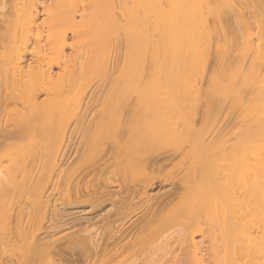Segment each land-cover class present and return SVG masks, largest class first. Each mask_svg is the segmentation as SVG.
I'll list each match as a JSON object with an SVG mask.
<instances>
[{
    "label": "bare ground",
    "instance_id": "obj_1",
    "mask_svg": "<svg viewBox=\"0 0 264 264\" xmlns=\"http://www.w3.org/2000/svg\"><path fill=\"white\" fill-rule=\"evenodd\" d=\"M170 62L206 69L209 84L231 81L226 87H235L236 114L252 127L251 138H242L240 154L236 153L240 159L228 163L230 172H237L231 173L236 175L237 191L229 198L239 205L220 203L213 197L215 188L201 180L212 165H207V172L203 167L206 173L199 181L213 191V196L208 193L211 207L219 209L210 207L207 213L205 206L203 214L197 208L194 211L192 204L188 210L200 219L205 215L211 220L219 218L218 224L212 220L207 223L209 232L196 231L200 241L194 233L183 232L182 240H176L178 245L172 242L175 247L168 248L171 258L174 264H264V0H0V149L4 150L0 157V264H54L58 262L55 257L73 264H119V257L140 238L154 215L150 210L136 221L139 212L130 206L132 195L141 192L147 197L158 182L149 178L139 189L118 198L110 183L106 184L111 191L108 201L119 203L114 207L119 223L106 235L80 234L56 244L57 226H78L74 231L78 233L84 229L83 223L97 215L92 216L93 211L89 218L75 215L70 221L68 212L62 209L60 213L61 209L45 201L72 168L70 148L77 132L76 125L64 128L58 131L62 137L59 148L49 146L50 130L60 127L58 121L55 124L60 115L52 118L51 114L71 94L74 76L86 71L110 76L114 69L131 63L162 66ZM228 91L227 95L233 92ZM94 96L91 91L88 101ZM77 98L69 100L75 103ZM82 115L74 119L79 121ZM145 117L139 120L141 124ZM146 123L141 126L148 127ZM212 140L210 137L206 145ZM248 140L249 146L245 144ZM189 142L163 152L152 151L147 161L155 166L197 154L189 145L195 146V141ZM230 145H221V157L232 149ZM230 153L225 154L230 157ZM193 154L189 158L194 159ZM214 177H206L211 186ZM181 181L178 183L183 184ZM226 186L230 188L228 183ZM36 190L38 198L33 197ZM36 204L41 219L34 226ZM204 233L211 234L206 237ZM172 243L162 239L151 253Z\"/></svg>",
    "mask_w": 264,
    "mask_h": 264
},
{
    "label": "rangeland",
    "instance_id": "obj_2",
    "mask_svg": "<svg viewBox=\"0 0 264 264\" xmlns=\"http://www.w3.org/2000/svg\"><path fill=\"white\" fill-rule=\"evenodd\" d=\"M166 63L162 66L151 64L148 66V63L143 66L142 63L143 67L131 63L130 66L127 64L123 68L120 66L114 69L110 76H105L102 71H86L79 74L81 78L79 75L74 76L77 79L74 81L71 94L63 99L66 104L62 101L65 105L61 104V109L51 114L52 118H58L60 115V119L55 120V124L58 121L61 128L54 126L48 135L52 141L48 142L49 146L53 145L52 148L57 149L62 143V137L59 136L61 132L59 134L58 131H63L64 128L68 130L76 125L77 132L71 142L72 148H70L69 161L72 162V168L60 183L57 191L49 192L45 201L49 205L56 206L57 210L61 209L60 213L62 209L68 212L66 219L70 221L75 215L89 218V213L93 211L92 216H97L90 223H83L82 225L86 226H83L84 229H80L78 233H74L78 226L71 224L57 226L55 231L58 233L55 237L59 240L56 244L65 243L71 236L80 234V236L106 235L120 221V215L115 213L114 209L119 206V203L114 202L112 198L115 204L113 205L107 199L110 190L116 191L114 198L127 196L133 190L139 189L138 185L144 180L155 178L158 183L151 191H148L147 197L139 192L132 195L133 200L130 202L132 209L139 212L135 216L136 221L150 210L154 213L153 218L146 223L147 226L145 225L146 228L144 227L142 231L144 234H139L140 238L135 239L126 252L119 257L120 261L117 260L119 264H174L171 258L173 253L171 254L168 248L172 245L175 247V244L178 245L182 240L183 232L194 233L196 241H200V236L196 235L202 234L205 230L209 232L208 224L214 220L206 215L203 216V218L207 217L204 220L200 219L198 214L195 216V213L188 210H192L191 205H194V211L201 212L205 206H207L206 210L204 209L205 212L207 209L208 212L214 211L213 209L217 207H211L212 202L209 200L208 193L211 194L215 190V195H211H214L213 197H216L220 203L228 204L231 201L229 197L232 193L234 196L237 191V182H235L237 178L236 175L232 176L234 172H230L228 165L232 159H240L236 153L240 154L242 138L243 140L246 137L251 138L249 135L252 128L248 121L242 120L241 122L239 112L236 114L237 101L234 100L235 97L233 98L236 90L233 89L232 84L230 88L226 87L228 85L226 82L229 81L227 79L223 80L225 83L222 80H218L219 83L216 81V84L206 82V69L189 64ZM228 83L230 84L231 81ZM228 89L233 90L232 93L230 91V95H227ZM91 91L95 92V96L88 101L87 97ZM75 95L78 98L75 103H71L73 101L70 100ZM60 110L63 112L60 113ZM80 113L83 114L82 119L79 118V121L74 119V116ZM143 116H146L147 120L150 119L148 121L150 125L146 123V119H142L143 124L146 123L148 127L141 126L143 124L139 120ZM239 117L238 122L236 120ZM132 118L135 119L130 124ZM159 118L166 119L159 123ZM101 121L109 123V126H105ZM246 133L247 136H245ZM243 134L245 137L242 136ZM210 137H213V140L206 145ZM190 140L195 141L196 148L192 141L189 142ZM188 142L192 143L189 145L195 148L192 151L190 147V151L198 150L197 154L192 153L193 156L195 155L194 159L189 158V155H192L189 154L188 157H178L175 158L176 160L155 166L147 161V156L152 151L163 152L180 144H188ZM204 142L206 146H203ZM249 143L248 140L245 144L249 146ZM227 144L232 146L231 151L228 149L231 153L225 152L230 153V157H227L225 153L221 157L220 153L224 151L223 146ZM3 151L0 149V157ZM224 158H228L227 162H224L225 165L222 163ZM217 164L220 165L216 166ZM207 165H212L209 171ZM213 165L216 170L212 169ZM205 166L208 174L203 169ZM202 173L206 174L201 180L207 181L210 188H215H211L213 191L208 190L206 183L203 182V186L201 180L199 181L200 175L203 177ZM234 174L237 172L235 171ZM182 175L186 177L184 182L181 181ZM207 175L209 180L214 177L213 175L217 176V178L214 177V185L211 186L212 182L206 178ZM190 180L196 181L193 183ZM180 181L184 185L179 184ZM171 182L178 183V185L172 186ZM108 183L111 185L110 190L105 187ZM227 183L231 189L227 188ZM36 191L33 194L35 198L39 194V190ZM206 201L211 202V205L210 203H208L209 206L205 205ZM231 203L233 206L239 205L235 199ZM226 209H228L227 206ZM39 210L36 204L33 209L34 226L41 219ZM186 211L190 212L191 216L189 213L188 216ZM201 213L205 214L203 211ZM215 220L214 222L218 224L219 218ZM189 221H196V223L191 222L193 226L197 224L194 229L188 227L192 225ZM229 221L228 218L227 222ZM199 225L201 227L204 225V228L201 230ZM187 227L189 230L191 228L196 230L186 232ZM199 230L202 232L200 233ZM196 231L199 233L196 234ZM204 234L207 237L211 233ZM162 239L170 243L175 242V244L172 243L164 250L151 253L152 248ZM54 259H56L54 262L58 259V262L54 264H73L65 258L64 260H59L58 257ZM115 264H117L116 261Z\"/></svg>",
    "mask_w": 264,
    "mask_h": 264
}]
</instances>
